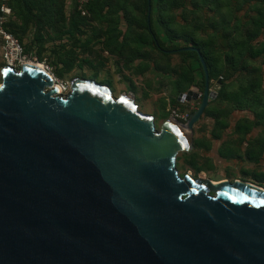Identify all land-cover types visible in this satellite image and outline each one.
I'll return each instance as SVG.
<instances>
[{"label": "water", "instance_id": "95a60500", "mask_svg": "<svg viewBox=\"0 0 264 264\" xmlns=\"http://www.w3.org/2000/svg\"><path fill=\"white\" fill-rule=\"evenodd\" d=\"M180 51L197 54L203 89L177 96L199 101L186 122L159 129L95 81L64 95L34 64L1 70L0 264H264V189L177 172L217 96L200 51Z\"/></svg>", "mask_w": 264, "mask_h": 264}, {"label": "trees", "instance_id": "16d2710c", "mask_svg": "<svg viewBox=\"0 0 264 264\" xmlns=\"http://www.w3.org/2000/svg\"><path fill=\"white\" fill-rule=\"evenodd\" d=\"M66 2L10 0L7 5L11 16L3 24V29L18 39L26 55L34 50L39 62H44V55L50 50L56 60L52 63L54 66L62 63L68 66L61 57L65 55L84 65H92L91 59L103 65L106 58L100 56V52L120 60L126 68L138 62L132 67L137 75L153 68L163 76L155 91L159 92L167 85L170 93L165 98L169 106L180 113L188 111V116L195 108L188 110L177 101V96L190 87L202 91L204 76L197 54L180 49L194 46L206 63L210 86L216 84L218 88L216 98L209 103L203 116L213 119L215 128L223 130L231 112L249 111L255 119L245 125L244 132L258 125L264 130V40L258 41L264 32V0H240L233 4L234 9L245 7L254 15H247L243 22L234 17L231 25L228 24L229 18L225 19L226 15L222 14L223 6L228 5L229 0L226 3L220 0H151L149 25L147 0H90L83 6L85 15L78 9L76 0L69 9ZM204 7L213 10L215 15L207 19L211 33L201 35L207 27L201 14ZM162 13H170L166 14L169 25L190 26V32L179 34L166 27ZM121 21L126 25L124 31L119 28ZM155 21L163 30L166 42L155 31ZM196 34L200 38L196 39ZM28 36V43L24 45ZM203 38L205 42L200 41ZM97 44L99 50L95 49ZM81 55L86 59H79ZM174 57L179 58L176 64L172 63ZM191 59L198 64L199 80L194 76ZM141 64L143 69L138 68ZM71 70L65 69L61 73L56 69L55 73L61 78ZM236 131H242L240 123L236 125Z\"/></svg>", "mask_w": 264, "mask_h": 264}, {"label": "rangeland", "instance_id": "374dc122", "mask_svg": "<svg viewBox=\"0 0 264 264\" xmlns=\"http://www.w3.org/2000/svg\"><path fill=\"white\" fill-rule=\"evenodd\" d=\"M197 1V0H196ZM226 3V0H220L221 3ZM230 3L225 4L222 9V14L226 15L224 18H229V23L232 24L233 18L237 17L242 22L246 21L245 18L247 15H254V13L245 7H240L239 9H234L232 6L233 4L236 5L237 2H240V0H229ZM203 5V4H200ZM189 6V4H187ZM154 10L156 11V7H154ZM177 13H180V10L177 11ZM169 15L170 13H166ZM165 13H162V20L168 19V16ZM198 14V13H196ZM202 18L206 19V28L203 33H200L201 35H206L211 33V28L209 26V21H207L208 18L213 17L215 15L213 10H209L207 7H204L202 12ZM195 16V13H193ZM213 21V20H212ZM121 28L125 29L126 25L124 22L121 23ZM204 24V22H203ZM205 25V24H204ZM229 25V26H230ZM235 25V24H234ZM233 25V27H234ZM166 27H170L175 32L182 34L184 32L189 33L191 30L190 26H187V28L177 26L175 24H168L166 22ZM161 36H163L164 41L166 42V36L164 33H162V30L159 31ZM225 33V32H224ZM196 39L200 38L199 34L194 35ZM221 40H224L222 35L219 36ZM206 39L203 38L200 39V41H204ZM264 40V32L260 35L258 38V41ZM205 42V41H204ZM24 45L27 44L26 41L23 42ZM26 62H37L41 65L43 64V67L48 66L49 73L54 76V72L56 69H58L61 73L64 72L65 69L73 68L72 71L65 73L63 77L57 78L56 83L60 85H64L66 87L67 92L70 91V84L71 81L75 78L80 79H87L95 81L101 85L107 86L111 93L114 96H118L121 94H127L130 96L136 105L138 106V110L144 114H149L154 117L155 126L156 129H159L161 124L166 119H173L175 121H181L180 118H177L175 116L174 110L168 105V101L165 97H167L170 93L169 87H166L167 85H164L161 91H155V89L159 84L160 76L154 71V70H147L142 75H137L134 73V70L132 73L126 72L121 67L115 68L114 65L109 63L103 65H99V61L96 63H91L92 65H84L80 60L77 62L72 61L69 56H61L64 60L63 62L65 64H68V66H61L60 64H56L55 66L52 64L53 62H56V60L53 58L51 52L47 51L44 55L45 61L39 62L37 56L35 55V52L32 51L31 53L26 55ZM60 57V58H61ZM108 62L112 60L113 58L108 57ZM95 61L94 59H92ZM179 62L178 57H174L172 59V63L176 64ZM190 63L192 66H194L198 70V64L190 60ZM144 64V62H143ZM141 64L140 69L144 68V65ZM21 66V63H15L13 68L14 70H19ZM6 67V63L2 59V52L0 47V85L2 82L1 79V70ZM46 68V67H45ZM44 68V69H45ZM197 75L200 78V72L197 71ZM58 76V74H56ZM54 78V77H53ZM55 79V78H54ZM62 89V88H61ZM210 89L217 93V85L213 84V86L210 87ZM66 95V94H65ZM191 103V102H190ZM183 105L187 104L186 101L182 103ZM191 105V104H189ZM177 115H182L179 112L176 111ZM182 123V122H180ZM176 169L179 174V176H183L184 174L190 173L193 175L194 178L199 179H205L210 180L212 182H246V183H252L254 185H257L259 188H264V173H262L261 169L259 167H249L248 165H213L210 161H207L203 158H197L194 160H191L189 152H181L178 154L176 159Z\"/></svg>", "mask_w": 264, "mask_h": 264}, {"label": "crops", "instance_id": "0c3cea01", "mask_svg": "<svg viewBox=\"0 0 264 264\" xmlns=\"http://www.w3.org/2000/svg\"><path fill=\"white\" fill-rule=\"evenodd\" d=\"M72 2L73 0H67L66 2L67 9L71 7ZM10 16H11V12L7 16V19ZM122 22L123 21H121V23ZM121 23L120 25H122ZM120 25H119L120 30L124 31L125 29H122ZM154 29L157 32L160 39L164 41L163 36H161V34L159 33V31L162 29L157 24L156 21L154 22ZM29 38L30 36H28L24 41L28 43ZM65 41L67 40L65 39ZM179 43L182 44L181 42ZM99 46L100 45L97 44L95 49L99 50ZM68 48L69 47H67V49ZM48 51L50 52V50ZM60 53L62 54L63 50H61ZM99 55L106 58V63H105L106 65L111 63L114 65L113 67L115 68L119 69V67L121 68L123 67L122 69H124L126 72L129 73H132L133 71L132 67H135L138 63V62H134L133 64L129 65L130 68H126L123 62L117 60L115 57L108 56L107 53L99 52ZM79 57H80L79 59H86V57L82 55ZM108 57H111L113 59L110 60V62H108L107 61ZM91 62L96 63L97 60L95 61L92 60ZM62 65L63 63L61 64V66ZM192 67L194 70V76L196 80H199L200 78L197 75L198 70L194 66ZM150 70H153V68H151ZM157 74L160 76L159 79L160 82L163 76L159 73ZM140 75L142 74H139V76ZM194 105L195 104L191 102L185 104L184 107L189 109V108H193ZM254 119H255L254 114L249 111H233L228 115L227 127L223 130H218L215 128V122L213 119L202 116L200 120L194 125L193 128V135H192L193 148L191 149V151H189L191 160L197 158L198 159L203 158L206 159L207 161H210L213 165L231 164L234 166H238V165H248L249 167L256 166L261 169L262 173H264V130L259 125L249 128L247 132H244L243 130L245 125L254 122ZM239 123L241 124L242 127L241 132L236 131V125Z\"/></svg>", "mask_w": 264, "mask_h": 264}, {"label": "built area", "instance_id": "2783aa9c", "mask_svg": "<svg viewBox=\"0 0 264 264\" xmlns=\"http://www.w3.org/2000/svg\"><path fill=\"white\" fill-rule=\"evenodd\" d=\"M10 0H0V47H1V52H2V59L6 63V67H14L15 63H21L25 64L27 63L26 59V54L24 53V48L23 45L16 39L12 34L8 33L3 29V24L7 20V16L10 13V9L8 8V2ZM90 0H76L78 9L81 11L82 15H85V11L83 10V6L89 2ZM43 65V64H42ZM45 70L49 71L48 66H45ZM56 83V81H55ZM57 84V83H56ZM59 85V84H57ZM62 90L61 93L64 94L66 91V87L64 85H60ZM176 111L179 112L178 110H174L175 116L177 118H180L181 121L179 122H186L188 119V111L182 112L180 114L182 115H177Z\"/></svg>", "mask_w": 264, "mask_h": 264}, {"label": "bare ground", "instance_id": "6f19581e", "mask_svg": "<svg viewBox=\"0 0 264 264\" xmlns=\"http://www.w3.org/2000/svg\"><path fill=\"white\" fill-rule=\"evenodd\" d=\"M27 64H34V65H36L37 67H39L40 69H43V70L45 68V67H43V65H41L40 63H37V62H27ZM57 86H58V90L61 92V90H62L61 86H59V85H57Z\"/></svg>", "mask_w": 264, "mask_h": 264}, {"label": "flooded vegetation", "instance_id": "af4514ba", "mask_svg": "<svg viewBox=\"0 0 264 264\" xmlns=\"http://www.w3.org/2000/svg\"><path fill=\"white\" fill-rule=\"evenodd\" d=\"M54 78H55V81L57 80V78H60L59 76H56V73L54 72V76H53ZM57 77V78H56ZM65 94H68V92H67V90L64 92V95ZM187 103H190V102H187ZM195 105H194V107L193 108H197V106H198V103H199V101L197 102V103H195V102H193ZM209 105V104H208ZM193 108H189L188 110H190V109H193ZM194 109V110H195Z\"/></svg>", "mask_w": 264, "mask_h": 264}]
</instances>
